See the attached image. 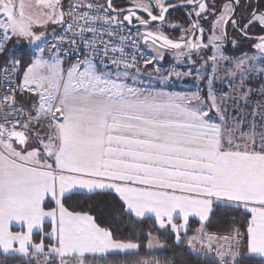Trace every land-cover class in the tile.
<instances>
[{
	"label": "snow or ice",
	"instance_id": "snow-or-ice-1",
	"mask_svg": "<svg viewBox=\"0 0 264 264\" xmlns=\"http://www.w3.org/2000/svg\"><path fill=\"white\" fill-rule=\"evenodd\" d=\"M155 2L159 15L153 14L150 5L136 7L151 21L163 22L174 5ZM186 3L198 9L197 17L207 11L201 0ZM32 7L24 0H0V50L12 37L30 43L41 40L44 34H37L34 27L67 23L65 13L58 11L60 0H35L38 15L26 11ZM71 7L88 9L75 16L71 11L67 14L72 19L67 31L84 41L85 58L65 70L58 52L52 62L37 57L24 69L16 90L38 99L31 108H17L15 97L5 94L0 105V254L27 258V264H85L87 253L137 249V243L114 239L91 215L69 211L63 203L76 190H101L114 194L129 216L151 214L159 228L170 227L176 241L186 239L193 251L215 252L216 264L264 258V103L253 109V119L245 129L243 117L230 119L226 114V96L218 103L211 90L205 101L198 94L173 96L129 85L125 82L129 76L136 79L129 71L136 67L135 58L129 62L122 49L120 58L109 56V51L117 49L103 41L104 47L97 48L98 29L93 27L100 21L123 23L118 21L123 10L113 8L112 0H107L104 15H92L97 6L85 0ZM234 7L224 5L225 11L213 23L210 42L226 35L223 26L229 22L245 35L254 21L264 26V12L253 10L240 28L234 16L226 15ZM109 9L116 15H107ZM133 15L129 10L124 21L131 24ZM136 19L145 27L150 23L139 16ZM74 27L79 31L74 32ZM197 27L193 23L192 31ZM217 29L221 36L215 35ZM85 32L93 33L94 39L87 40ZM142 35L158 54L165 47L191 50L203 46L183 36L182 44L159 32L144 31ZM258 40L254 46L264 53V37ZM69 43L75 46V38ZM19 64L15 61L12 72ZM248 98V92H240L239 100L247 103ZM48 196L55 206L45 210L42 202ZM214 202L251 213L246 234L239 227L223 235L206 231ZM191 216L199 218L200 227L188 236ZM45 219L51 220L50 232L42 228ZM177 219L182 222L176 223ZM14 223L20 231L11 230ZM34 229L40 231L38 242L33 239ZM153 240L149 231V248Z\"/></svg>",
	"mask_w": 264,
	"mask_h": 264
},
{
	"label": "trees",
	"instance_id": "trees-1",
	"mask_svg": "<svg viewBox=\"0 0 264 264\" xmlns=\"http://www.w3.org/2000/svg\"><path fill=\"white\" fill-rule=\"evenodd\" d=\"M210 2L215 3L219 10L223 5L228 2L234 3L235 0L206 1V3ZM253 6L252 0L250 4L244 5L239 3L235 6L236 11H240V15L243 17L237 19L240 28H243L245 22L248 21L254 8L257 9V4ZM175 14L174 11H171L168 14L169 19L174 18ZM227 32L232 36L231 39L238 42L240 51L245 49L246 45L244 43L249 41V39L244 37V34L239 28L237 30H231L230 27H227ZM170 33L173 34V32ZM246 33L252 34L249 32ZM8 49L9 43L5 48L6 53ZM5 51L4 60H8L9 58L5 57ZM242 52L232 54L231 56H240ZM11 58L20 61V77L24 69L32 63V55L27 48L14 50ZM255 83L257 86H264V75L257 77ZM180 90L186 91L184 88ZM202 97L205 98V90L203 91ZM63 203L69 211L91 215L99 226L107 228L113 234L114 239L125 242L131 241L139 245L135 254L109 255L103 258L92 259L91 264H145V262L146 264H216V257L195 254L189 250L186 239L183 242H177L175 235L169 229H158L154 220L150 218L138 220L124 213L121 210V203L118 199L108 193H95L90 195L71 194L69 198L63 200ZM248 220L249 216L240 208H226L216 204L212 208L209 220L205 223L206 231L223 235L231 231L234 227H239L241 232L246 234ZM198 227H200V223L195 220H190L187 235H192ZM43 229L49 232L50 226L44 224ZM149 231H151L152 237L156 238L163 246L158 252L149 253L147 251ZM183 237H185V233L182 235ZM39 238L40 233L33 235L35 241L38 242ZM45 242L48 243L47 240ZM262 261L252 257H245L243 264H262ZM0 264H27V259L19 257L5 258L0 255Z\"/></svg>",
	"mask_w": 264,
	"mask_h": 264
},
{
	"label": "rangeland",
	"instance_id": "rangeland-1",
	"mask_svg": "<svg viewBox=\"0 0 264 264\" xmlns=\"http://www.w3.org/2000/svg\"><path fill=\"white\" fill-rule=\"evenodd\" d=\"M24 2L33 5L31 9H26V11H31L33 15L39 14V10L35 7V0H24ZM63 2H80V0H60L58 11H62L61 7ZM85 2H89L97 7L100 6V3L96 0H85ZM141 3L143 4L144 2H133V4L136 5ZM54 24L55 23L48 22L44 26L34 27L33 30L37 34H44L41 40L35 43H30L27 39L17 37H12V41L20 47L42 50L41 45L44 43L46 36L49 35V31L52 30ZM137 27L143 29L140 25H137ZM207 27H210V25ZM199 31V33H201V29ZM213 35L214 32L212 31L207 36L208 39L202 41V35L200 34L194 42L203 46L192 49L191 51L188 48L177 50L165 47L160 48L158 54L150 43L143 45V50L152 59L153 65H160L162 67L161 69H163V71H160L159 79L164 81L167 80L168 83H173L178 87L180 86L187 90H191L190 92L198 94L205 101H207L210 90L216 95L218 103L220 102L219 98L221 96H226V101L223 105V107L227 109L226 114L230 119L233 117H243L245 121L244 128L247 129L248 122L253 119V109H255L258 104L264 103V86H257L255 83L257 77L264 75V53L259 52L257 48L252 45L250 48L255 52L251 54L237 57L228 55L226 53L228 50H224V43L220 30H216L215 35L221 36V38L210 42V37ZM214 45L216 46L214 47ZM233 46L234 43L232 42L231 47L233 48ZM249 46V44L246 45L247 48H249ZM180 53L184 54L181 55ZM214 55L216 57L215 60L212 59ZM237 65H239V67H237ZM125 82L134 83L135 81L132 78H127ZM204 90L205 98L202 97ZM241 91L249 93L247 103L243 100H239ZM233 100H236L237 103L233 104ZM208 106L210 105L205 104V107ZM212 116L215 118V113H212ZM256 120L259 124V117H256ZM180 236L182 237V235ZM162 247L163 246L158 240L154 238L153 246L151 248L148 247L147 251L149 253H154ZM189 250L195 254H203L206 256L214 255V257H216L215 252L214 254H212L213 252L205 254L195 252L190 248Z\"/></svg>",
	"mask_w": 264,
	"mask_h": 264
},
{
	"label": "built area",
	"instance_id": "built-area-1",
	"mask_svg": "<svg viewBox=\"0 0 264 264\" xmlns=\"http://www.w3.org/2000/svg\"><path fill=\"white\" fill-rule=\"evenodd\" d=\"M71 5H73V3L68 4L64 11V19L67 23L63 24L62 29L54 34L47 47L48 51L52 54L57 52L59 53V58L66 64L67 68L83 60L87 51L84 47V41L81 40L79 36L73 37L72 33L67 31V24L72 23L71 17L67 14L71 11L72 15L75 16L78 12L88 11V9H76L72 8ZM91 14L104 15L105 13L104 9L94 8ZM107 15L111 16L109 12ZM80 24H83L82 20L80 21ZM93 27L98 29V33L95 36L97 48L102 49L104 47V43H101V41H103L108 44L110 49H117L115 52L109 51V56L120 58V50L122 49L124 58L129 62H132L133 58H135L136 67L129 70L132 74L137 73V68L140 71L141 69L147 68L151 65L152 62L145 63L146 60L150 59L152 61V59L143 50L142 33L144 31L141 28H129L124 23L104 24L102 21L95 23ZM73 31L78 32L79 29L74 27ZM109 33H111V35H109ZM84 37L89 41L94 39L93 33L90 32H85ZM73 38L76 40L75 46L69 43V41ZM8 42L9 41L4 42L2 50H0V105L4 103L3 98L5 94H9L15 97L16 107L20 108L17 104L18 91L16 90L20 81V64L16 71L12 72V68L17 60L10 57L8 60H4V51ZM54 44L58 47L53 48L52 45ZM95 62L99 64V59H96ZM109 67L112 68L113 72L117 71L115 66L109 64ZM120 71H123L122 67ZM9 82H11V86H9ZM212 254H214V252Z\"/></svg>",
	"mask_w": 264,
	"mask_h": 264
},
{
	"label": "flooded vegetation",
	"instance_id": "flooded-vegetation-1",
	"mask_svg": "<svg viewBox=\"0 0 264 264\" xmlns=\"http://www.w3.org/2000/svg\"><path fill=\"white\" fill-rule=\"evenodd\" d=\"M98 3H100V6L103 4V8H99L96 7L98 9H104L105 5L107 3V0H96ZM136 1H140V2H144L143 4H147L150 5L152 10H153V14L154 15H159V8L156 7V2L155 0H112V6L115 9H121V10H127V9H137L140 10L139 8L136 7V4H133V2ZM207 0H205L204 2L206 3ZM251 0H239V3L241 4H250ZM71 3H77V2H68L65 7L68 4ZM89 3V2H86ZM164 3L167 4H172V5H177V4H181V3H186V1L184 0H164ZM227 4H231L236 6V0L234 3H227ZM255 4H257V9L254 8V10H256L257 12H264V0H252V5L255 6ZM207 5V11L204 13H201V15L199 17L196 16V11H198L197 8H186V9H178V10H168V12L166 13V19L164 22L158 23V22H154V21H150V17H148L147 13L140 10L139 12H135V15L132 16V28H139L137 27V25L139 24V21L136 19L137 16H139L142 19L145 20H149L150 23L147 27H145L144 25H140L143 27V31H152V32H159L162 33L164 36H166L168 39L174 41V42H181L182 44L184 43V40H192L195 41V39L197 37H199V35H202V41H205L207 38V36L213 31V23L214 21L221 15V13H223L224 10V5L218 10L216 7V4L213 2L210 3H206ZM226 5V4H225ZM253 6V7H254ZM65 7H64V11H65ZM171 11H174V18H170L169 19V13ZM129 14V13H128ZM126 14H122L121 16H118V20L119 21H123V18ZM226 15L228 17H233L236 19L242 17V15H240V11H236L235 7H234V12L229 11L226 13ZM252 15V13H251ZM251 15L249 18H251ZM183 17H185V19H183ZM206 17V18H205ZM243 18V17H242ZM124 23V22H123ZM193 23H196L198 25V27L195 29V31L193 32L191 29V25ZM247 22H245L246 24ZM210 27H207L209 26ZM227 27L231 30H237V28H234L233 25L231 24V22H229L228 24L223 26V31L226 32L225 36H222L223 39V43H224V50H228L226 53L228 55H232V54H236V53H241V55H245V54H251L255 51H253L250 47L252 45H255L259 42L258 38L259 37H264V26H261L259 24V22H253L252 24H250L248 26V28L246 29V32L252 33V34H244V37L249 39V41L245 42L244 45L249 44V48H247L245 46V49L240 51V45L238 44V42H236L234 39H231L232 36L230 35L229 32H227ZM200 29H203V31H201V33H199ZM220 30L221 29H217ZM170 32H173V34H171ZM184 37V40H181V37ZM232 42L234 43L233 48L231 47ZM151 44V42H149ZM160 43V42H158ZM192 50V49H191ZM190 50V51H191ZM233 50V51H232ZM240 55V56H241Z\"/></svg>",
	"mask_w": 264,
	"mask_h": 264
},
{
	"label": "crops",
	"instance_id": "crops-1",
	"mask_svg": "<svg viewBox=\"0 0 264 264\" xmlns=\"http://www.w3.org/2000/svg\"><path fill=\"white\" fill-rule=\"evenodd\" d=\"M66 4H67V2L66 3L63 2V4H62V7H61L62 9L61 10L63 12H64V7H65ZM62 26H63V24H60V23H55L53 25L52 30L49 31V35L46 36V39H45L44 43H42V45H41L42 46L41 48H42L43 51L37 50V49H34V48L20 47V46L16 45L12 41V39L9 40V42H8L9 43V49L7 50V53L5 51V57H7V58H9L10 56L12 57V52L14 50L18 49V48H27L31 52V55H32L31 61H33L37 57H41L44 60L52 62L51 58H53V54L50 51H48L47 47H48V44H49L50 40L54 36V34L57 33L58 31H60L62 29ZM61 66L65 70L67 69L66 64L62 60H61ZM161 68L162 67L160 65L151 64L150 67L143 68L138 73H135L136 75L134 74V76H136V79H138V80H135L134 83H131V82H126V83H128L129 85L135 86V87H139V88H143V89L149 90V91L161 92V93L170 94V95H173V96H191V95H193V93L190 92L191 90H187L186 88H184L186 91H181L180 89H183L182 87H180V86L178 87V86L174 85L173 83H168L167 80L164 81L162 79H159L158 78L159 77V73H160V71H163V69H161ZM129 78H132V76H129L128 79ZM22 80H23V74L20 77L19 83L22 82ZM37 99H38V97H34L30 92L20 93L18 91L17 104H18L19 107L31 108L32 103L34 101H36ZM95 193H108V192L97 190L96 192L88 193V192H86V190H76L73 194L90 195V194H95ZM113 196H114V194H113ZM120 203L122 204V202H120ZM216 204L217 203L214 202L213 206L216 205ZM54 206H55V204H54V201H52L51 197L50 196L45 197L44 201L42 202V207H44L45 210H49V209H51ZM240 209L249 216V219L251 218V213L247 212V210L245 208L241 207ZM210 214H211V212L209 213V216H210ZM132 217L135 218V219H138V220L144 219V218H150V219L155 221L154 217L151 216V214H147L144 218H137V217H134V216H132ZM190 220H195L198 223H200L199 222V218L195 217V216L189 217V221ZM175 222L176 223H181L182 221L177 219ZM44 224L49 225L50 226V231H51V220L50 219H45V221L42 224V228H43ZM156 226H157L158 229L163 230V229L159 228V226L157 224H156ZM165 229H169L171 231L170 227H167ZM11 230L20 231L21 228H20L19 225H16L14 223L11 226ZM36 233H40V231L38 229H34L33 235L36 234ZM184 233H185V231L182 229L180 231V235H183ZM147 250H148V244H147ZM160 250H158V251H160ZM158 251H156V252H158ZM136 252H137V249H130V250H124V251L111 250V251L106 252V253H87L86 254V259H85V264H91V260L92 259L103 258V257L109 256V255L135 254ZM0 255H2V254H0ZM17 257H19V256H17ZM19 258H21V257H19ZM252 258L264 261V258H261V257L252 256ZM23 259H27V258H23Z\"/></svg>",
	"mask_w": 264,
	"mask_h": 264
},
{
	"label": "water",
	"instance_id": "water-1",
	"mask_svg": "<svg viewBox=\"0 0 264 264\" xmlns=\"http://www.w3.org/2000/svg\"><path fill=\"white\" fill-rule=\"evenodd\" d=\"M205 0H201V2H204ZM107 7V3L105 5V8ZM186 8H194L193 5H188L187 3H181V4H177V5H174V7H170L168 10H171V9H174V10H178V9H186ZM129 10H132V11H135V12H139L140 10H137V9H127V10H123L122 12H120V14L118 16H121L122 14H128L129 13ZM108 12L111 14V15H116V13L112 12L111 9L108 10ZM166 15V14H165ZM151 21V20H150ZM165 21V20H164ZM163 21V22H164ZM123 22L129 27V28H132V25L129 24L127 21H124L123 19ZM152 22V21H151ZM154 22H158V23H161V21L157 20V21H154ZM150 42V41H149ZM142 45H146L145 41H144V38L142 40Z\"/></svg>",
	"mask_w": 264,
	"mask_h": 264
}]
</instances>
